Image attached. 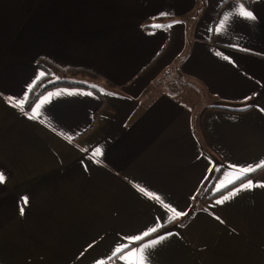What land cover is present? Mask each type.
<instances>
[{"label": "crops", "instance_id": "1", "mask_svg": "<svg viewBox=\"0 0 264 264\" xmlns=\"http://www.w3.org/2000/svg\"><path fill=\"white\" fill-rule=\"evenodd\" d=\"M261 161L264 0H0V264H264Z\"/></svg>", "mask_w": 264, "mask_h": 264}, {"label": "trees", "instance_id": "2", "mask_svg": "<svg viewBox=\"0 0 264 264\" xmlns=\"http://www.w3.org/2000/svg\"><path fill=\"white\" fill-rule=\"evenodd\" d=\"M245 1H250V0H245ZM41 68L45 70V75L37 81V83L34 85L32 88L30 95H29V103L33 102L35 99H37L41 94L46 92L47 90L55 87H60V86H67V87H75V86H87L84 82L80 80H74L71 78H67V71L68 72H76L80 75H88L90 79L96 80L99 79V75H97L93 71L89 70H83V69H66V70H61L57 68L55 65H53L51 62L47 60H40L38 64ZM223 167L218 166L215 171H220ZM235 185H232L227 188L229 190L231 187ZM212 188V185L208 188V191ZM225 190H222L220 193L216 195H212V197H209L206 199L204 203H207L209 200L215 198L216 196L222 194Z\"/></svg>", "mask_w": 264, "mask_h": 264}, {"label": "snow or ice", "instance_id": "3", "mask_svg": "<svg viewBox=\"0 0 264 264\" xmlns=\"http://www.w3.org/2000/svg\"><path fill=\"white\" fill-rule=\"evenodd\" d=\"M237 11H238V15L241 16L242 18H245L247 20H252L254 21L256 19L255 17V14L253 12H251L250 10H247L245 8V5L244 3H238L237 5ZM229 20V15H225L224 18H223V21L221 22L220 24V29L222 30L224 28V22L228 21ZM225 59H227V57H225ZM21 111H23V108L21 107ZM30 119H33L35 118V113H33V115H30L29 116ZM95 156H99L101 155V151L99 148L96 149V152L94 153ZM259 166H264V161H261L259 165H256V166H253V165H249L245 168L242 169L243 172H245L246 174L247 173H250L251 171H254L256 167H259ZM4 180V177L2 174H0V182H3ZM243 188H251L252 187V182L251 181H248L247 184H244L242 186ZM241 189H237V191H239ZM236 193L233 192L231 193V195H235ZM230 197L229 196H225L224 197V200H227L229 199ZM224 200H220V201H217L218 203H223ZM26 199H25V203H26ZM21 211H23V209H21ZM186 215V213H180V212H177V215ZM156 230V226L154 225L152 229H150L149 231H155ZM142 235H147V232H145L144 234ZM141 237H134L132 239L134 240H139ZM164 239V237H160V240ZM156 243H159V240L157 241H152L151 244L154 245ZM150 247V245H145L144 248H141L139 250V256H140V259H139V264H145V260H146V257L144 256V251L146 248Z\"/></svg>", "mask_w": 264, "mask_h": 264}, {"label": "rangeland", "instance_id": "4", "mask_svg": "<svg viewBox=\"0 0 264 264\" xmlns=\"http://www.w3.org/2000/svg\"><path fill=\"white\" fill-rule=\"evenodd\" d=\"M71 77H73V78H75V79H80L79 77H74V76H72V75H71ZM83 78H84V77H83ZM85 81L88 82V84H90V85L92 84V85H94V86H95V85L98 86V83H97V82H90L91 80H89V79H85Z\"/></svg>", "mask_w": 264, "mask_h": 264}]
</instances>
